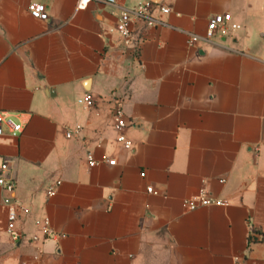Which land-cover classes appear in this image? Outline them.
Wrapping results in <instances>:
<instances>
[{
  "label": "crops",
  "instance_id": "obj_1",
  "mask_svg": "<svg viewBox=\"0 0 264 264\" xmlns=\"http://www.w3.org/2000/svg\"><path fill=\"white\" fill-rule=\"evenodd\" d=\"M145 2L171 12L133 24V57L115 26ZM116 3L0 0V112L23 126L0 137L16 185L0 187V264H264V0ZM218 14L240 29L205 41ZM201 190L226 206L188 211ZM8 199L28 209L17 240Z\"/></svg>",
  "mask_w": 264,
  "mask_h": 264
},
{
  "label": "built area",
  "instance_id": "obj_2",
  "mask_svg": "<svg viewBox=\"0 0 264 264\" xmlns=\"http://www.w3.org/2000/svg\"><path fill=\"white\" fill-rule=\"evenodd\" d=\"M109 6H116V0H98ZM92 0H78V8L79 10H85L89 3ZM31 16L39 21H47L49 16L47 13V6L43 4H33L29 8ZM171 9L164 5H155L151 2H145L134 10L131 11H122L117 19V23L115 26V31L121 37L123 46L125 49L131 52L133 57H137L139 52V47L141 40L137 38L132 29L133 24L141 23L147 27H159L164 23L161 20L162 15L170 14ZM159 14L160 16H157ZM232 32L237 31L240 27L236 24L232 23V16L230 14H218L214 15L208 22L207 26V37L204 39L205 41H209L216 33L219 31H228ZM201 38L195 35H191L189 39V45L193 46ZM83 103L87 107L93 106V100L90 96H87L83 99ZM116 118V130L119 133L118 142L121 143L126 149L132 148V143L127 140L125 137V132L128 129V123L124 116L123 111L119 106H117L113 113ZM23 131V126L21 123L14 122L13 118L5 112H0V137L5 134L16 136ZM80 134V129H76L75 131H69L67 133L68 138H72L76 135ZM88 160L90 163V167H96L98 163L95 161L94 157L89 154ZM106 163L109 166H115L116 162L114 160H107ZM10 167L7 163L2 164L0 167V187L4 189L7 193L12 195L15 191V180L9 175ZM61 182L57 181L55 184L51 185L48 188L47 195L50 198L55 197L58 194L59 187L61 186ZM148 193L154 194L155 191L152 187L148 188ZM5 206L8 207V232L14 240L20 238V235L16 232V225L21 217V215L28 214V209L20 205L17 201H12L10 199L5 200ZM224 207L226 203L220 199L212 197L205 190H201L197 197L194 199H186L184 201V207L188 211H195L200 207ZM42 231L45 234H53V231L50 227L49 220L44 221V225L42 227Z\"/></svg>",
  "mask_w": 264,
  "mask_h": 264
}]
</instances>
